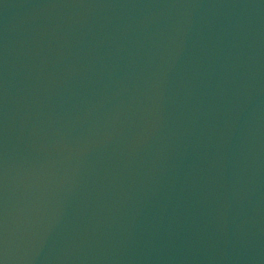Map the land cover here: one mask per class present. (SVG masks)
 I'll list each match as a JSON object with an SVG mask.
<instances>
[{
  "label": "water",
  "instance_id": "1",
  "mask_svg": "<svg viewBox=\"0 0 264 264\" xmlns=\"http://www.w3.org/2000/svg\"><path fill=\"white\" fill-rule=\"evenodd\" d=\"M0 264H264V0H0Z\"/></svg>",
  "mask_w": 264,
  "mask_h": 264
}]
</instances>
